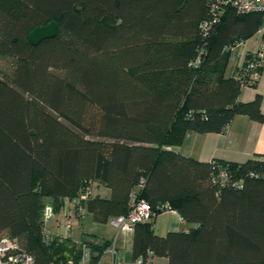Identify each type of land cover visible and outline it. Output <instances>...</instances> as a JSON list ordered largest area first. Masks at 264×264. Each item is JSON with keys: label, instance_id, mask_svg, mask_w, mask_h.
Wrapping results in <instances>:
<instances>
[{"label": "trees", "instance_id": "16d2710c", "mask_svg": "<svg viewBox=\"0 0 264 264\" xmlns=\"http://www.w3.org/2000/svg\"><path fill=\"white\" fill-rule=\"evenodd\" d=\"M50 21L55 37L30 45ZM263 23L223 0H0V237L54 264L45 198L55 211L75 199V219L106 223L134 196L152 215L133 227L132 261L264 264V158L199 162L174 150L238 115L263 119L259 96L238 101L262 71L244 70L252 53L225 77L229 50ZM168 210L192 227L156 235ZM78 242L95 263L110 246L92 234Z\"/></svg>", "mask_w": 264, "mask_h": 264}, {"label": "crops", "instance_id": "0c3cea01", "mask_svg": "<svg viewBox=\"0 0 264 264\" xmlns=\"http://www.w3.org/2000/svg\"><path fill=\"white\" fill-rule=\"evenodd\" d=\"M260 34L258 31L250 36L245 41L233 46L229 50L228 61L225 69V77H231L236 74L239 66L244 62L247 55L253 53L259 44ZM257 96L260 99V111L263 115L261 121H254L247 116H236L226 130L223 133H190L185 138L183 144L176 147L174 150L181 153L184 156L193 158L199 162H209L212 159H219L226 162L243 163L248 159L255 156L264 158V68L261 71L254 86H242L239 94L238 101L250 102ZM102 197H107L109 191L105 188L96 189ZM45 204H51V200L44 199ZM169 214L171 219L166 227L161 229L162 233H156L154 224L153 231L156 235L163 236L170 231L187 230L192 227L191 224L184 222L173 210L163 212ZM58 223H62V219L59 215H55ZM55 220L50 224V232L52 234L67 235L70 241L75 242L81 239L84 234H92L99 239L107 240L110 245L114 242L115 246L121 254V258L126 263H131V243L132 232H125L120 234H114L112 237L104 235L102 232H82L80 238H74L72 227L66 231L62 227H57ZM63 237V236H62ZM63 239V238H60ZM103 252L98 259V264H109L110 257ZM155 264H167V261L163 258H155Z\"/></svg>", "mask_w": 264, "mask_h": 264}, {"label": "built area", "instance_id": "2783aa9c", "mask_svg": "<svg viewBox=\"0 0 264 264\" xmlns=\"http://www.w3.org/2000/svg\"><path fill=\"white\" fill-rule=\"evenodd\" d=\"M223 3L230 5L238 14L249 12H260L264 14V0H223ZM258 33L260 34L258 47L252 53L251 59L248 61L246 69H244L247 71H254L252 73L253 78L257 77L256 69L263 70L264 68V23L258 30ZM227 177L224 171L217 173V179L226 180ZM75 201V199L64 198L62 200V205L57 211L54 210L51 204H46L43 207L41 219L45 232L49 234V236L52 233L46 228V225H49L54 220L57 222L55 215H59L62 219V223H56L57 227H62L66 229L67 232L71 228V213H73ZM80 212H84L82 207H80ZM151 215L152 212L148 203L144 200H137L132 196L129 202V211L127 215L111 218L108 222L115 229L116 234H120L132 232L136 223L148 221ZM54 235H57L59 240L68 238L67 235ZM114 242L105 252L110 257L109 264H155L154 258L144 260L142 257L136 258L131 261V263L124 262ZM73 243L74 259L71 261L59 260L54 264H98L93 261L90 249L87 246L80 244L78 241ZM0 264H34V259L30 253L20 248L17 240L2 236L0 237Z\"/></svg>", "mask_w": 264, "mask_h": 264}, {"label": "rangeland", "instance_id": "374dc122", "mask_svg": "<svg viewBox=\"0 0 264 264\" xmlns=\"http://www.w3.org/2000/svg\"><path fill=\"white\" fill-rule=\"evenodd\" d=\"M0 70H8V61L0 58ZM93 194H95L94 187L92 188ZM57 214V213H56ZM171 216L169 214L162 213L157 217L156 223L154 224L155 232L162 233L161 229L166 227L169 224ZM71 227L72 232L74 234V238H80V234L82 232H95L100 233L102 232L104 235H109L112 237L116 231L115 229L109 224L107 221L106 223H99L93 220L92 216L88 214H84L82 219L78 220L75 219L73 214L71 213ZM51 224V223H50ZM50 224L46 225V228L50 230Z\"/></svg>", "mask_w": 264, "mask_h": 264}, {"label": "water", "instance_id": "95a60500", "mask_svg": "<svg viewBox=\"0 0 264 264\" xmlns=\"http://www.w3.org/2000/svg\"><path fill=\"white\" fill-rule=\"evenodd\" d=\"M57 32V24L50 21L46 25L34 27L27 36L30 45H38L44 40L52 39ZM50 259L53 263L63 259L71 261L74 259V245L65 240H58L50 251Z\"/></svg>", "mask_w": 264, "mask_h": 264}]
</instances>
